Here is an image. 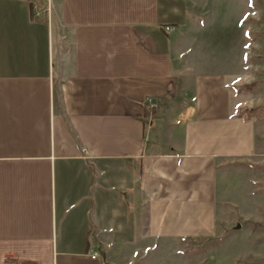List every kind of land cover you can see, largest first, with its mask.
Returning a JSON list of instances; mask_svg holds the SVG:
<instances>
[{"label": "crops", "instance_id": "obj_1", "mask_svg": "<svg viewBox=\"0 0 264 264\" xmlns=\"http://www.w3.org/2000/svg\"><path fill=\"white\" fill-rule=\"evenodd\" d=\"M190 4L0 0V264H138L215 236V170L264 158L263 120L204 70Z\"/></svg>", "mask_w": 264, "mask_h": 264}, {"label": "rangeland", "instance_id": "obj_2", "mask_svg": "<svg viewBox=\"0 0 264 264\" xmlns=\"http://www.w3.org/2000/svg\"><path fill=\"white\" fill-rule=\"evenodd\" d=\"M190 5V14L199 23L190 31L191 46L199 58L205 52L204 70H224L229 74V89L245 94L231 99L247 107L236 114L252 122L263 120V125H256L255 143L264 152V0H191ZM153 128L147 124L146 133L157 140L154 152L158 148L161 152L169 145L165 129L153 133ZM128 168L147 180V170L140 162H130ZM214 202L213 238L178 240L177 254L157 252L158 246L152 244L133 262L264 264V158L233 159L217 167Z\"/></svg>", "mask_w": 264, "mask_h": 264}, {"label": "built area", "instance_id": "obj_3", "mask_svg": "<svg viewBox=\"0 0 264 264\" xmlns=\"http://www.w3.org/2000/svg\"><path fill=\"white\" fill-rule=\"evenodd\" d=\"M171 30H172V29L169 28V27H165V28H164V31H166V32H170ZM145 103H146V109H147V111H149V112L152 111L153 109H155L156 104H157V102L152 101V100L149 99V98L145 99ZM88 253L90 254V255H89V258H90L91 260H94L95 257H96V255H95L94 253H90V251H88Z\"/></svg>", "mask_w": 264, "mask_h": 264}]
</instances>
